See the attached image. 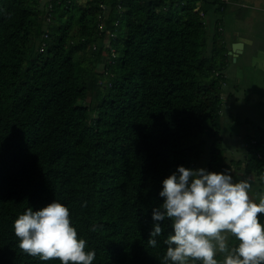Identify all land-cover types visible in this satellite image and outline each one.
Listing matches in <instances>:
<instances>
[{"label": "trees", "instance_id": "trees-1", "mask_svg": "<svg viewBox=\"0 0 264 264\" xmlns=\"http://www.w3.org/2000/svg\"><path fill=\"white\" fill-rule=\"evenodd\" d=\"M50 2L0 0V264H60L12 231L53 199L92 264H161L170 229L149 246L151 210L177 165L208 152L209 171L235 167L264 186V127L245 135L242 160L223 145L231 55L223 21L206 16L231 0Z\"/></svg>", "mask_w": 264, "mask_h": 264}, {"label": "clouds", "instance_id": "clouds-1", "mask_svg": "<svg viewBox=\"0 0 264 264\" xmlns=\"http://www.w3.org/2000/svg\"><path fill=\"white\" fill-rule=\"evenodd\" d=\"M160 183L163 202L151 210L147 244L157 246L166 221L170 231L162 241L161 264H264V194L252 198L247 179L235 180L228 169L177 165ZM12 231L17 246L41 261L92 264L95 258L68 207L56 199L25 208Z\"/></svg>", "mask_w": 264, "mask_h": 264}, {"label": "rangeland", "instance_id": "rangeland-1", "mask_svg": "<svg viewBox=\"0 0 264 264\" xmlns=\"http://www.w3.org/2000/svg\"><path fill=\"white\" fill-rule=\"evenodd\" d=\"M264 4V0H260ZM253 7V6H252ZM258 17H262L264 21V5H260ZM250 11L248 7L240 10L231 0L225 14L211 13L207 14V20L211 27L217 19L223 21L225 34L234 33L237 29L238 14ZM247 21H241L239 24L245 25ZM250 23V21H249ZM246 26V25H245ZM262 28L254 25L258 29L259 40L261 45L255 47L254 52L249 50L244 59H240L237 63L233 57L228 61L226 67L227 84L224 87L223 96L226 99V109L223 121L222 135L223 145L226 148V158L229 162L231 158L241 159L243 157V142L246 140V134H251L252 128L264 127V32ZM244 31V30H243ZM238 73H241L242 79L237 84ZM209 153L206 152L197 162L196 168L208 169ZM231 169V175L235 180L247 179L251 185L250 195L252 198H258V195L264 194V186L256 179L255 175L247 174L242 169ZM258 189L260 191L258 192ZM256 194V196H255ZM231 241V238H229Z\"/></svg>", "mask_w": 264, "mask_h": 264}, {"label": "crops", "instance_id": "crops-1", "mask_svg": "<svg viewBox=\"0 0 264 264\" xmlns=\"http://www.w3.org/2000/svg\"><path fill=\"white\" fill-rule=\"evenodd\" d=\"M233 1L234 4L240 10H242V8L244 7H248V9L250 10V11H246L245 13L246 15L244 16L243 13L238 14L236 20L237 29H234V33L232 34V37H230V34H225V40L229 48V54L233 57L234 61H236L237 63L240 59L246 58L247 56L246 54L249 50H252V52H254L255 47L257 46H258L257 51L259 50V46L261 45L260 44L261 40H259L258 32L260 31L258 29H255L254 25L257 24V26L260 27V29L262 28L261 26H263V32H264L263 18L261 16L260 17L257 16L260 13L258 12L261 9L260 5H264V4L260 0H233ZM243 20L247 21V23H245L246 26L245 25L242 26L241 24H239V22ZM235 43L241 44L237 50L238 54H233L232 51V45ZM240 79H242L241 73H238L237 84L240 83Z\"/></svg>", "mask_w": 264, "mask_h": 264}, {"label": "built area", "instance_id": "built-area-1", "mask_svg": "<svg viewBox=\"0 0 264 264\" xmlns=\"http://www.w3.org/2000/svg\"><path fill=\"white\" fill-rule=\"evenodd\" d=\"M226 1H227V0H226ZM48 2H49V4H48V6H47V9H49V11H51V10H52V3L50 2V0H48ZM47 14H48V13H47ZM47 16H48V15H47ZM47 16H46V20L49 21L50 17H47ZM99 26L102 27L101 24H99ZM108 33H109V31H108ZM44 44H45V43H43V47H44ZM41 50H43V49H41ZM223 99H225L224 96H223Z\"/></svg>", "mask_w": 264, "mask_h": 264}, {"label": "water", "instance_id": "water-1", "mask_svg": "<svg viewBox=\"0 0 264 264\" xmlns=\"http://www.w3.org/2000/svg\"><path fill=\"white\" fill-rule=\"evenodd\" d=\"M240 45L241 44H239V43H235V44L232 45L233 54H238L237 50H238Z\"/></svg>", "mask_w": 264, "mask_h": 264}]
</instances>
